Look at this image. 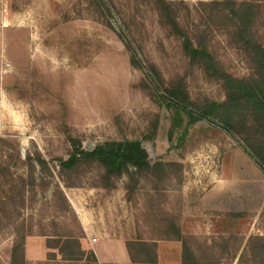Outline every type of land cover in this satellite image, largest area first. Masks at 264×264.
<instances>
[{
	"label": "rangeland",
	"instance_id": "obj_1",
	"mask_svg": "<svg viewBox=\"0 0 264 264\" xmlns=\"http://www.w3.org/2000/svg\"><path fill=\"white\" fill-rule=\"evenodd\" d=\"M155 1L0 0V264H101L94 246L120 257L109 239L127 250L116 264H264V172L210 121L182 138L171 131L172 111L146 83L153 66L195 104L225 98ZM166 1L223 69L250 74L224 0ZM232 1L254 5L252 34L264 45V0ZM73 138L85 150L140 140L153 171L106 180L95 163L62 170ZM221 169L234 182L223 210H211L201 198Z\"/></svg>",
	"mask_w": 264,
	"mask_h": 264
},
{
	"label": "trees",
	"instance_id": "obj_2",
	"mask_svg": "<svg viewBox=\"0 0 264 264\" xmlns=\"http://www.w3.org/2000/svg\"><path fill=\"white\" fill-rule=\"evenodd\" d=\"M155 4L160 22L181 40L182 49L190 62L198 65L209 78L222 83L225 90L223 101L209 100L195 104L181 82L164 85L156 69L150 66L145 72L148 78L146 83L158 102L172 111L171 131H181L179 137L182 138L192 125L203 120L210 121L238 139L243 151L264 172V45L259 44L252 34L251 27L256 15L254 5L249 2L236 4L232 0L223 2V10L228 11L226 17L230 16L237 41L252 60L250 74L240 77L223 69L207 45L179 25L172 3L156 0ZM130 61L136 68H142L134 57ZM71 143L73 149L69 156L59 159L60 167L65 171H72L81 163H95L104 168V177L110 180L111 177L130 175L131 172H151L154 168L140 140L106 141L92 150L83 149L74 138ZM71 241L76 246L65 241L66 247H75L74 251L81 252L80 243L73 239ZM16 254L13 250V256Z\"/></svg>",
	"mask_w": 264,
	"mask_h": 264
},
{
	"label": "crops",
	"instance_id": "obj_3",
	"mask_svg": "<svg viewBox=\"0 0 264 264\" xmlns=\"http://www.w3.org/2000/svg\"><path fill=\"white\" fill-rule=\"evenodd\" d=\"M221 169L219 172L216 173V175H214L213 179H212V186L203 193L202 198H201V202L203 204H207L206 207L208 209L211 210H223V191H227V185H230L232 183V181L234 182V180H230V181H226L225 179L223 180V173H222ZM223 181L226 182L225 184H223ZM236 192L240 191L238 189L237 184H235V188ZM102 241H107V240H102ZM114 242V243H110V242ZM122 240L119 239H109L108 240V244L112 245L113 247H115L117 244L119 245V253H120V257L118 258H112L111 256H108L107 259H103L104 253H103V249H97L94 246V250L92 251V253L94 254L95 257L98 258L99 262L101 264H107V263H114L116 264V262L123 261L124 259H127L128 255H127V250L125 248V244H123L121 242ZM97 243V242H96ZM95 243V244H96ZM107 243V242H105ZM102 255V258H101ZM117 259H120V261Z\"/></svg>",
	"mask_w": 264,
	"mask_h": 264
}]
</instances>
